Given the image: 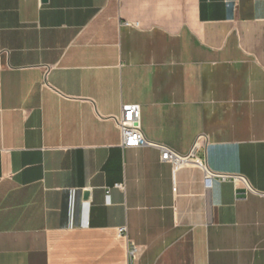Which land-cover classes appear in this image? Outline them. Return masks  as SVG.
Returning <instances> with one entry per match:
<instances>
[{
    "label": "crops",
    "instance_id": "crops-1",
    "mask_svg": "<svg viewBox=\"0 0 264 264\" xmlns=\"http://www.w3.org/2000/svg\"><path fill=\"white\" fill-rule=\"evenodd\" d=\"M0 264H264V0H0Z\"/></svg>",
    "mask_w": 264,
    "mask_h": 264
},
{
    "label": "built area",
    "instance_id": "built-area-1",
    "mask_svg": "<svg viewBox=\"0 0 264 264\" xmlns=\"http://www.w3.org/2000/svg\"><path fill=\"white\" fill-rule=\"evenodd\" d=\"M141 106L139 104H125L122 107V113L116 118L117 127L121 132L122 144L126 148H135L141 146H152L161 151L162 162H169L172 164L173 169L176 171L179 167L186 164H194L200 168L204 174L207 184L210 183L212 178L217 177L219 180H233L237 184H241L246 192L252 191L248 181L244 176L231 175L223 173H213L208 170L205 160L199 155L203 146L204 136H199L195 141L192 149L188 155H181L175 150L168 148L164 144L148 141L143 134L141 128ZM126 227L119 228L121 235L126 233ZM138 248L133 243H129L128 256L130 262L134 260L135 254H137Z\"/></svg>",
    "mask_w": 264,
    "mask_h": 264
},
{
    "label": "water",
    "instance_id": "water-1",
    "mask_svg": "<svg viewBox=\"0 0 264 264\" xmlns=\"http://www.w3.org/2000/svg\"><path fill=\"white\" fill-rule=\"evenodd\" d=\"M88 197H89V192L86 191V192H85V198H88Z\"/></svg>",
    "mask_w": 264,
    "mask_h": 264
}]
</instances>
